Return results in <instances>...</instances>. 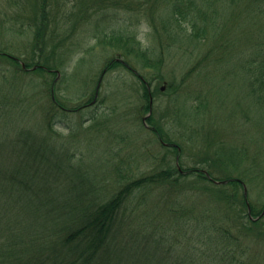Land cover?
<instances>
[{
	"label": "trees",
	"instance_id": "1",
	"mask_svg": "<svg viewBox=\"0 0 264 264\" xmlns=\"http://www.w3.org/2000/svg\"><path fill=\"white\" fill-rule=\"evenodd\" d=\"M27 2L33 11L30 20L19 21L16 17L8 30L13 27L16 33L31 32L30 49H25L27 55L21 57L0 47V58L11 61L19 72L55 76L50 84L34 77L19 87L6 86L10 78L0 72V264H264V258L256 260L259 247H264V214L254 219L262 215L263 209L249 205L254 218L249 216L244 185L251 178L240 171L235 173L244 153L238 146L222 141L212 159L183 166L182 145L152 122L149 79L135 71L134 65L153 68L161 59L156 48L135 43L139 40L135 33L119 31L93 37L100 41L114 40V47L124 49L107 60L102 71H111L121 64L141 82L144 111L151 107L145 121L150 123L149 129L161 146L168 148L161 158L163 164L136 177L115 171L117 177L111 186L97 182L98 174L82 171L73 164L72 154L65 147L71 138L63 137L55 126L73 133L77 125L62 122L67 123L71 113H81L85 108L96 111V91L83 104L65 106L57 94L55 77L70 58L63 50L46 53L47 1ZM159 2L167 18H150L148 24L153 32L159 29L156 21L160 31L189 28L186 36L195 39L194 45L211 38L212 48L224 45L223 54L229 40H245L241 51L230 59L232 63L227 67L233 77L225 85L237 81L251 99L255 95L252 102H258L264 109V0H157L154 6ZM235 3H240L243 11L227 24L226 14ZM103 5L94 6L96 11L81 10L78 19L95 22L93 15L106 13L107 7ZM149 7L154 10L152 3ZM97 23L99 19L95 24L98 26ZM223 26L236 32L227 34ZM159 33L157 40H162ZM238 54L250 59L242 61ZM171 87L168 84V89ZM10 98L13 99L9 105ZM26 106L34 109L29 111L24 109ZM15 114L22 117L20 122ZM81 117L74 123L81 125L84 121ZM95 117L94 112L85 119ZM113 137L121 138L117 133ZM83 158L81 155L78 163ZM212 179L227 182L216 184ZM155 190L157 200L152 201L149 196ZM146 203L158 209L155 218L168 220V226L174 222L173 230L167 227L171 235L164 232L159 237L155 223L150 220L143 228L127 227L137 224L133 216L127 218L124 214L126 206L144 210ZM235 218L239 219L237 223ZM144 237L149 241L142 245Z\"/></svg>",
	"mask_w": 264,
	"mask_h": 264
},
{
	"label": "rangeland",
	"instance_id": "2",
	"mask_svg": "<svg viewBox=\"0 0 264 264\" xmlns=\"http://www.w3.org/2000/svg\"><path fill=\"white\" fill-rule=\"evenodd\" d=\"M13 1L15 3H12V0H0V47L24 57L27 55L25 49H30L31 32L23 31L24 33L20 34L16 33V28L12 27L10 31L8 27L16 17L19 21L30 20L33 11L27 5V0ZM46 1V53L52 52L53 49L56 52L63 50L70 58V62L65 61L60 66L61 72L55 77L59 98L66 103L67 108H73L83 104L97 90L98 102L94 105L97 109L94 111L96 117L93 120L85 119L94 114L91 112L92 108H85L81 113H71L67 123L62 122L69 126L77 125L73 133L61 126H55V130L63 137L71 138L65 147L69 148L74 165H79L82 171L98 174L94 175L97 182L110 185L117 177L115 171L119 175L136 177L163 164L161 158L168 148L161 146L156 135L149 129L150 123L145 121L149 112L144 111L146 102L142 97L141 82L132 71L121 64L111 71H102L106 61L115 58L124 49L114 47L116 41L113 39L107 42V39L100 41L99 38L93 37L106 33L111 35L112 32L119 31L132 32L139 39L135 40V43L140 42L141 47L156 48V55L161 59L153 68L134 65L135 71L149 79L153 95L152 122L182 145L180 160L183 166L196 165L201 159H212L217 145L222 141L238 146L244 153V159L236 166L235 173L240 171L251 178L245 183L247 212L252 205L254 209L264 210V109L258 102H252L255 95L251 99L237 81L232 82L231 86L225 85L231 76L233 77L227 67L232 63L230 59L241 51L245 40H229L226 53L223 54L221 49L224 45L212 48L211 38L207 42L194 45L192 40L195 39L186 36L190 32L189 28L177 32L170 28L160 31L161 27L156 21L159 29L153 32L151 24H148L150 18H167L164 11L162 12L164 6L160 5V2L158 6H154L157 0ZM98 3L107 7L105 14L93 15L95 22L90 19L84 22L78 19L81 10L96 11L94 6ZM151 3L153 11H150ZM242 11L243 6L240 3L233 4L226 14L227 24L239 17ZM97 19L98 26L95 25ZM182 25L184 26L183 21ZM224 28L223 26L222 29ZM34 29L35 27L31 28L32 31ZM223 32L228 34L236 31L225 28ZM158 33L162 40H157ZM239 56L240 54L237 55ZM239 59L246 61L250 57ZM12 66L11 61L0 58V72L10 78L6 86L15 84L20 87L25 85L28 79L35 78L50 84L55 76L32 71L23 73ZM237 78L240 79V76ZM168 84L172 85L171 89H168ZM41 89L43 90L42 85ZM33 90L32 92H35L34 88ZM12 99L10 98L9 105ZM196 105H199L197 112ZM24 109H28V106ZM183 112L187 114L182 115ZM80 115L84 119L81 125L74 123L79 120ZM15 116L18 122L22 120L18 114ZM116 133L120 134L121 138H114L113 134ZM69 134L75 135L71 137ZM81 155L84 158L78 163ZM157 194L155 190V194L149 198L155 201ZM151 206L152 203H146L144 210L135 211L128 204L124 214L127 218L133 216L137 225L130 224L127 227L143 228L149 225L150 220L155 223L159 237L164 232L171 235L167 227L173 230L174 222L168 226V220L155 218L158 209ZM263 210L262 215L254 218L250 209L249 215L256 220L260 219L264 214ZM238 221V218L234 219L235 223ZM146 241H149V238L144 237L142 245ZM259 249L256 260L264 258V254L261 255L264 247Z\"/></svg>",
	"mask_w": 264,
	"mask_h": 264
},
{
	"label": "water",
	"instance_id": "3",
	"mask_svg": "<svg viewBox=\"0 0 264 264\" xmlns=\"http://www.w3.org/2000/svg\"><path fill=\"white\" fill-rule=\"evenodd\" d=\"M22 66L24 67L23 63H22ZM149 114H150V112H149ZM149 114H148V115H149ZM215 182H216V183H220V182H225V181H215ZM263 211H264V210H263ZM248 212H249V214H250V209H249Z\"/></svg>",
	"mask_w": 264,
	"mask_h": 264
}]
</instances>
